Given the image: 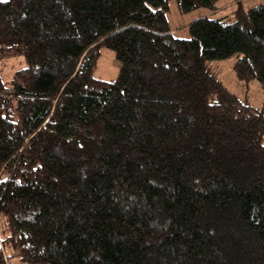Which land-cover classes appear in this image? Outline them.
<instances>
[{
    "label": "trees",
    "instance_id": "1",
    "mask_svg": "<svg viewBox=\"0 0 264 264\" xmlns=\"http://www.w3.org/2000/svg\"><path fill=\"white\" fill-rule=\"evenodd\" d=\"M170 1L0 0V264H264V4Z\"/></svg>",
    "mask_w": 264,
    "mask_h": 264
},
{
    "label": "rangeland",
    "instance_id": "2",
    "mask_svg": "<svg viewBox=\"0 0 264 264\" xmlns=\"http://www.w3.org/2000/svg\"><path fill=\"white\" fill-rule=\"evenodd\" d=\"M230 1L232 0H219L218 6L221 7ZM262 2H264V0H248L246 4L253 5ZM235 8L236 6L233 8L227 7L220 10L218 13H214L207 8H197L191 12H181L177 0H171L168 18L172 31L177 36H184L187 35V25L193 20L206 15H228L231 14ZM237 58L238 55H234L226 59L213 60L210 62V65L229 90L236 93L241 98H247L252 105L264 110V89L262 84L255 79L248 82L238 78L234 70V64ZM24 64L25 62L22 56L3 60L0 62V75L4 81L9 84L14 72L18 68L24 66ZM120 66L121 64L115 58L113 51L103 48L96 75L106 79H112L118 74Z\"/></svg>",
    "mask_w": 264,
    "mask_h": 264
},
{
    "label": "crops",
    "instance_id": "3",
    "mask_svg": "<svg viewBox=\"0 0 264 264\" xmlns=\"http://www.w3.org/2000/svg\"><path fill=\"white\" fill-rule=\"evenodd\" d=\"M246 1H248V0H243V3H244L245 6H247V7L252 6V4H251V5H247V4H246ZM262 3L264 4V2H262ZM262 3H258V4H262ZM253 5H256V4H253ZM234 6H236V1H235V0H232V1H230L229 3H226V4L222 5L221 7L218 6V9L216 10V13L219 12L220 10H222V9L227 8V7L233 8ZM235 9H236V8H235ZM235 9H234V10H235ZM234 10H233L232 12L230 11L231 14H228L227 16H233V12H234Z\"/></svg>",
    "mask_w": 264,
    "mask_h": 264
}]
</instances>
